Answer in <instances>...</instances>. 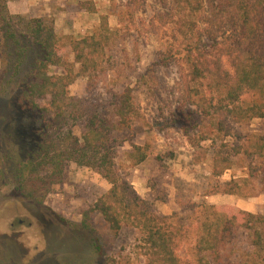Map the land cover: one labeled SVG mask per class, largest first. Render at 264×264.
I'll use <instances>...</instances> for the list:
<instances>
[{"label": "trees", "instance_id": "obj_1", "mask_svg": "<svg viewBox=\"0 0 264 264\" xmlns=\"http://www.w3.org/2000/svg\"><path fill=\"white\" fill-rule=\"evenodd\" d=\"M8 2L0 0V38L5 32L7 41L16 46L17 75L27 49L19 48L16 35L10 33ZM175 3L170 14L163 18L176 26L184 47L166 54L162 60L166 64L175 61L183 105L197 107L203 118L209 120L220 143L213 154L212 176L220 178L237 163L249 160L244 176L225 182L218 191L257 197L264 193V133L239 132L237 127L247 126L254 119L264 120V0H175ZM143 6L142 0H129L126 10L134 20V11ZM68 11L98 13L92 1L81 2ZM29 30L34 44L45 52V59L38 63L23 96L31 109L44 115L53 113L63 121L83 118L85 115L78 114L76 101L69 95V87L80 76L88 79L89 90L105 88L114 103L111 114L87 116L81 138L70 132L61 144L49 143L18 168L19 190L26 198L43 203L51 187L62 182L65 163L74 162L95 171L111 185L83 213L79 228L92 230V215L99 213L116 237L127 227L138 230L142 235L136 245L142 253L140 264H264L263 215L192 203L187 206L188 215L161 216L156 204L141 198L123 174L112 135L129 128L138 114L134 89L126 86L117 90L118 76L114 74L120 69H132V63L128 60L121 66L111 63L108 53L114 46L116 32L111 29L108 16H101L94 32L79 39L74 35L61 39L53 21L45 18L31 20ZM66 48L73 55V62L63 56ZM134 58L139 61L137 52ZM52 68L63 71L54 74ZM245 96L250 100L244 102ZM39 100L46 102L39 105ZM206 139L202 136L198 143ZM132 148L127 157L134 166L148 159V144ZM164 157L156 158L161 171L167 169ZM205 158L202 154L196 162ZM191 237L195 240L192 248L195 262L177 255L179 246ZM108 263L127 262L109 258Z\"/></svg>", "mask_w": 264, "mask_h": 264}, {"label": "rangeland", "instance_id": "obj_2", "mask_svg": "<svg viewBox=\"0 0 264 264\" xmlns=\"http://www.w3.org/2000/svg\"><path fill=\"white\" fill-rule=\"evenodd\" d=\"M87 1L95 4L98 13L81 17L76 27H70V15L78 12L68 10ZM128 2H8L10 33L16 35L19 48L27 49V56L16 75V46L2 33L5 36L0 38V264H109V258L125 260L126 264L142 262L141 250L136 248L142 239L138 230L127 227L116 237L99 213L92 215V230L79 228L83 213L111 188L95 171L66 162L62 182L51 187L43 203L29 200L19 190L17 170L22 164L49 143L61 144L70 132L81 138L87 116L111 114L114 103L105 88L89 90L88 79L80 76L69 87V95L76 101L78 114L85 115L83 118L63 121L53 113L44 115L28 106L23 99L26 85L36 73L38 63L45 59V52L30 36L29 24L35 18L53 21L61 39L67 35L79 39L94 32L101 16H108L109 25L116 32L114 46L108 53L111 63L118 66L126 60L132 63V69H120L114 74L118 76L117 90L122 91L126 86L134 89L138 114L129 128L112 135L113 146L123 174L141 198L156 204L161 216L188 215L187 206L192 203L264 216V193L245 198L218 191L225 182L244 176L249 160L237 163L220 178L212 176L213 154L220 143L209 120L203 118L197 107L183 105L175 61L166 64L162 60L166 54L179 52L184 47L176 26L163 18L176 6L175 0H142L144 6L134 11V20L126 10ZM49 5L58 11L60 5L64 6L60 9L64 14L57 20L49 17ZM8 43L12 45L9 47ZM134 52L138 53V62ZM63 56L69 62L74 61L69 48L63 50ZM50 71L61 74L63 70L52 68ZM242 100L249 101L250 97ZM237 129L244 133H264V120L254 119ZM202 136L207 139L198 143ZM146 144L150 146L148 159L134 166L127 153L133 145ZM202 154L206 158L197 163ZM157 156H165L166 171L160 170ZM194 242V237L183 242L177 255L195 262Z\"/></svg>", "mask_w": 264, "mask_h": 264}, {"label": "crops", "instance_id": "obj_3", "mask_svg": "<svg viewBox=\"0 0 264 264\" xmlns=\"http://www.w3.org/2000/svg\"><path fill=\"white\" fill-rule=\"evenodd\" d=\"M64 7V6H63ZM63 7H62V5H60V9H63ZM49 9H50V12L49 11H47L49 14V17H56V20H57V17H60L62 14H64V12L63 11H60V9H59V11L57 10V9H53L52 10V8H50V5H49ZM52 13L54 14V15H52ZM58 15V16H57ZM87 15V17H92V16H96L95 14H89V13H76V14H74V15H70V17H71V26L70 27H76V24H77V21H78V19H80L81 17H85ZM62 19V18H61ZM60 19V20H61ZM56 22V21H55ZM56 24H58V21H57V23ZM73 24V25H72ZM69 33H70V31H69Z\"/></svg>", "mask_w": 264, "mask_h": 264}]
</instances>
